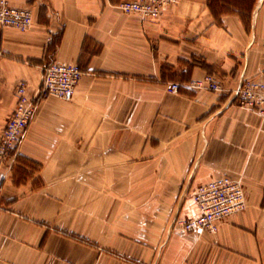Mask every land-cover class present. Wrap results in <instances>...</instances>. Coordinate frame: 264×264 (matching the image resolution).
Returning a JSON list of instances; mask_svg holds the SVG:
<instances>
[{"label": "crops", "instance_id": "1", "mask_svg": "<svg viewBox=\"0 0 264 264\" xmlns=\"http://www.w3.org/2000/svg\"><path fill=\"white\" fill-rule=\"evenodd\" d=\"M6 1L32 27H0V136L44 65L83 76L70 101L39 102L0 163V264H264V119L231 98L264 74V0H180L156 20L116 8L132 0ZM206 76L223 93L186 88ZM223 177L244 209L214 233L173 229Z\"/></svg>", "mask_w": 264, "mask_h": 264}, {"label": "built area", "instance_id": "2", "mask_svg": "<svg viewBox=\"0 0 264 264\" xmlns=\"http://www.w3.org/2000/svg\"><path fill=\"white\" fill-rule=\"evenodd\" d=\"M180 0H132L120 3L116 8L124 14H136L143 20L158 19L163 10L175 6ZM0 27L27 32L32 27V14L28 9L11 7L6 0H0ZM78 66L50 64L42 68L41 87L37 98H29L27 86L20 83L14 90L16 104L0 136V163L15 152L32 122L41 100L52 97L70 101L82 79ZM182 86L170 84V91L176 93ZM186 88L223 93L218 79L206 76L201 81H192ZM232 103L246 108L264 119V74L259 80H243L231 91ZM191 200L198 210L192 219H177L173 229L180 233L199 236L205 232L214 233L217 222L241 212L245 207L240 183L223 177L196 187Z\"/></svg>", "mask_w": 264, "mask_h": 264}, {"label": "trees", "instance_id": "3", "mask_svg": "<svg viewBox=\"0 0 264 264\" xmlns=\"http://www.w3.org/2000/svg\"><path fill=\"white\" fill-rule=\"evenodd\" d=\"M59 41V37L58 38H54L53 41L51 42V44L49 45L48 49H47V52H46V56L50 57L52 56L55 48H56V45ZM50 63H48L49 65Z\"/></svg>", "mask_w": 264, "mask_h": 264}]
</instances>
